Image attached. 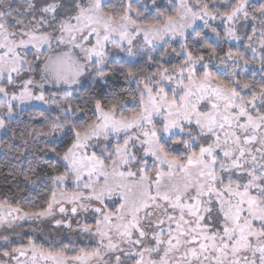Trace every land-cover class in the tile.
Instances as JSON below:
<instances>
[{"label": "snow or ice", "instance_id": "obj_1", "mask_svg": "<svg viewBox=\"0 0 264 264\" xmlns=\"http://www.w3.org/2000/svg\"><path fill=\"white\" fill-rule=\"evenodd\" d=\"M0 133V264H264V0H0Z\"/></svg>", "mask_w": 264, "mask_h": 264}, {"label": "trees", "instance_id": "obj_2", "mask_svg": "<svg viewBox=\"0 0 264 264\" xmlns=\"http://www.w3.org/2000/svg\"><path fill=\"white\" fill-rule=\"evenodd\" d=\"M161 6H166L167 3H160L158 2ZM99 85H97V88L99 89ZM3 137V134L1 136ZM6 161V162H5ZM17 163L13 158L11 157H6L5 154L0 151V197H3L4 195L9 193V189L12 188L14 184H21L20 178H13L12 176L9 175V170L10 168ZM31 192L32 196H36L38 194L37 190H29ZM28 192H25L24 195H28Z\"/></svg>", "mask_w": 264, "mask_h": 264}, {"label": "rangeland", "instance_id": "obj_3", "mask_svg": "<svg viewBox=\"0 0 264 264\" xmlns=\"http://www.w3.org/2000/svg\"><path fill=\"white\" fill-rule=\"evenodd\" d=\"M158 2H160V3H168V0H158ZM2 134L3 133H0V138H1Z\"/></svg>", "mask_w": 264, "mask_h": 264}]
</instances>
